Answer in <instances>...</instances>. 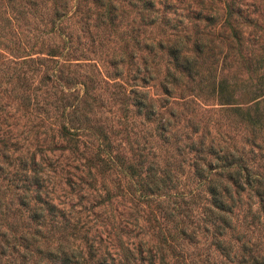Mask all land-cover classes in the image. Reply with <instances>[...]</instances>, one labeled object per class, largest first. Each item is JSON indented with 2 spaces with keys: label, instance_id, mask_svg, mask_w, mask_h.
Here are the masks:
<instances>
[{
  "label": "rangeland",
  "instance_id": "obj_1",
  "mask_svg": "<svg viewBox=\"0 0 264 264\" xmlns=\"http://www.w3.org/2000/svg\"><path fill=\"white\" fill-rule=\"evenodd\" d=\"M60 253L264 264V0H0V264Z\"/></svg>",
  "mask_w": 264,
  "mask_h": 264
},
{
  "label": "trees",
  "instance_id": "obj_2",
  "mask_svg": "<svg viewBox=\"0 0 264 264\" xmlns=\"http://www.w3.org/2000/svg\"><path fill=\"white\" fill-rule=\"evenodd\" d=\"M170 55L173 59V66L177 68L178 70H184L186 68H189V56H186L184 54L180 53V50L175 49L170 51ZM180 61H183L184 64H178ZM138 106L143 108V115L146 117L148 116L151 108V103H146L145 99H140V101H137ZM198 175L202 177L203 179H206L207 176L202 174V171L196 170ZM225 181H222V187L218 188V186L214 184H208L207 185V192L209 194V206L207 207V212L211 215L209 220L207 221L208 226L204 227L207 229L209 226L214 230H216L219 226L226 227V222L223 220L224 215L230 212L231 208L228 206V201L232 199V195L230 194V187H234L233 192L237 195H239V189H241L240 181L239 179L233 177L230 172H227L222 177ZM205 224V223H204ZM228 227V226H227ZM218 229V230H219ZM218 232V231H217ZM220 232V231H219ZM218 235H222V233H218ZM72 254L67 253H60V259L59 264H80L78 261H71ZM126 256L125 255H119L116 258H112L113 264H126L122 263V261L125 262Z\"/></svg>",
  "mask_w": 264,
  "mask_h": 264
}]
</instances>
